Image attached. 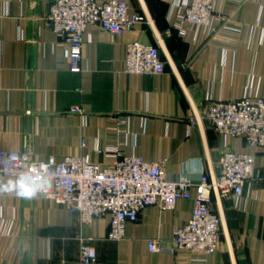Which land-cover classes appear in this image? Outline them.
Listing matches in <instances>:
<instances>
[{
	"label": "crops",
	"instance_id": "0c3cea01",
	"mask_svg": "<svg viewBox=\"0 0 264 264\" xmlns=\"http://www.w3.org/2000/svg\"><path fill=\"white\" fill-rule=\"evenodd\" d=\"M127 1L130 14L145 20L116 36L89 25L73 71L69 44L45 19L51 0H0V148L42 160L87 154L103 168L124 155L167 159V178L191 179L192 196L174 209L143 208L126 236L113 240L110 215L86 222L52 198L0 194V264H84L80 237L97 252L91 264H264V147L225 137L205 118L213 101L264 98V0H214L226 21L214 22V35L181 23L178 0H144L157 31L142 0ZM133 41L158 46L165 72H127ZM75 105L86 115L69 113ZM109 147L119 155H109ZM225 147L254 154L258 177L240 199L218 197L214 187L212 209L221 219L223 212L228 227L227 235L222 220L214 252L177 249L175 231L193 215L197 184L204 174L214 184ZM152 238L168 250L150 251Z\"/></svg>",
	"mask_w": 264,
	"mask_h": 264
},
{
	"label": "built area",
	"instance_id": "2783aa9c",
	"mask_svg": "<svg viewBox=\"0 0 264 264\" xmlns=\"http://www.w3.org/2000/svg\"><path fill=\"white\" fill-rule=\"evenodd\" d=\"M183 13L180 21L208 28L217 33L214 22L226 24L223 15L215 10L214 0H178ZM55 33L69 44L71 69L78 71L82 59L84 34L89 25H99L112 35H121L127 29L145 20L142 14L131 15L127 0H51L45 16ZM181 34L185 31L179 28ZM166 63L158 46L133 41L127 45L126 71L140 74L165 72ZM69 113L85 116L78 105ZM205 118L225 137H240L246 145L264 147V98L246 95L232 101H213ZM195 123L196 121L193 120ZM109 155H119L117 147H109ZM167 159L146 160L140 156H121L113 168H103L91 161L89 155L68 156L62 160L50 157L42 160L29 151L0 148V181L16 178L21 173L36 179L49 178L50 187L42 197L54 199L69 211L81 215L86 222L98 216L110 215L108 237L120 240L126 236L127 223L136 221L140 211L151 205L161 209H174L181 198L192 196L194 183L187 177L170 180L166 175ZM216 187L222 197L230 195L240 199L244 187L258 177L255 155L238 153L225 147L218 161ZM198 185L193 215L175 231L177 249L209 254L217 249L222 233L221 216L212 209L215 185L204 174ZM81 261L91 264L98 255L89 239L80 237ZM149 250H168L158 239H149Z\"/></svg>",
	"mask_w": 264,
	"mask_h": 264
},
{
	"label": "clouds",
	"instance_id": "9594fccd",
	"mask_svg": "<svg viewBox=\"0 0 264 264\" xmlns=\"http://www.w3.org/2000/svg\"><path fill=\"white\" fill-rule=\"evenodd\" d=\"M49 187V178L36 179L30 174L21 173L15 179L0 183V194L15 195L21 199L31 200L45 193Z\"/></svg>",
	"mask_w": 264,
	"mask_h": 264
},
{
	"label": "water",
	"instance_id": "95a60500",
	"mask_svg": "<svg viewBox=\"0 0 264 264\" xmlns=\"http://www.w3.org/2000/svg\"><path fill=\"white\" fill-rule=\"evenodd\" d=\"M142 2H143V5H144V7H145V10H146V12H147L148 17H149L150 20L152 21L151 15H150V13H149V11H148V9H147V6H146L144 0H142ZM152 23H153V21H152ZM153 26H154L155 30L157 31V29H156L154 23H153ZM160 41H161V44H162V46H163V49H164V51H165V53H166L168 59L170 60L171 64L173 65V67H174L175 70L177 71V69H176V67H175V65H174V63H173V61H172L171 55H170V53H169V51H168V49H167V47H166L164 41L161 40V38H160ZM213 182H214V185H215V184H216V177H215V176H213ZM215 189H216V192H217L218 197H220V195H219V191H218V188L216 187V185H215ZM219 200H220V198H219ZM222 220H223V224H224L225 231H226V233H227V235H228L227 222H226V219H225V216H224L223 212H222Z\"/></svg>",
	"mask_w": 264,
	"mask_h": 264
}]
</instances>
